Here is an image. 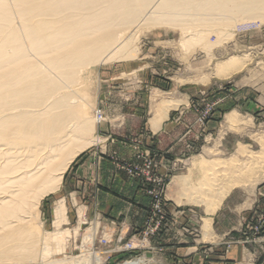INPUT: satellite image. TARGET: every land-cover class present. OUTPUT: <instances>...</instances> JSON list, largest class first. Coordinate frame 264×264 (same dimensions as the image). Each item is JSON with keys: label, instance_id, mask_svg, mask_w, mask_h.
<instances>
[{"label": "rangeland", "instance_id": "1", "mask_svg": "<svg viewBox=\"0 0 264 264\" xmlns=\"http://www.w3.org/2000/svg\"><path fill=\"white\" fill-rule=\"evenodd\" d=\"M223 29L222 39L212 30L198 43L167 24L132 27L118 43L129 44L121 55L86 71V87L76 92L88 108L90 137L99 141L77 159L92 152L131 178L141 191L140 210L130 217L134 225L89 213L65 194L63 180L39 207L37 254L46 236L63 232L61 244L48 245L50 261L227 264L236 247L249 262L264 260V21ZM154 43L172 54L161 60L151 51ZM155 91L181 120L168 122L162 138L150 142L154 129L144 124L164 109L156 107ZM233 204L251 209L249 218L234 239L214 248L212 222L206 232V220L230 212ZM40 259L8 264H41Z\"/></svg>", "mask_w": 264, "mask_h": 264}, {"label": "bare ground", "instance_id": "2", "mask_svg": "<svg viewBox=\"0 0 264 264\" xmlns=\"http://www.w3.org/2000/svg\"><path fill=\"white\" fill-rule=\"evenodd\" d=\"M258 19L264 0H0V264L38 257L41 264H82L49 260L48 245L61 244L63 232L46 236L37 254L39 207L99 141L90 137L76 89L90 67L121 55L128 42L118 43L132 27L167 24L204 43L212 30L222 39L223 28Z\"/></svg>", "mask_w": 264, "mask_h": 264}, {"label": "crops", "instance_id": "3", "mask_svg": "<svg viewBox=\"0 0 264 264\" xmlns=\"http://www.w3.org/2000/svg\"><path fill=\"white\" fill-rule=\"evenodd\" d=\"M152 48V53H155L161 60L172 54L169 50H159L158 48H164L156 46V43H154ZM143 76L144 74H142L140 79ZM158 90L161 91L160 89ZM159 91L154 92V100H156V97L161 100ZM163 105L164 103L162 105L156 104V107L164 108ZM172 108L167 106L162 109V112L154 113L151 121L147 125L144 124V126L152 127L156 131H153L148 136L150 137L148 138L150 142H152L151 140L156 142L162 138L169 125L168 122L173 125L181 120L175 118V116L178 117L177 114H170L169 111ZM234 113L237 114V112ZM75 162L73 168L69 169L66 176H64L62 189L65 194H68L69 198L75 199L76 197L79 203L82 204V208L89 211V213H102L108 219L119 220L124 218L126 223L134 225L135 222L131 221L130 217L133 214L138 216L140 210V200L138 199V201L136 197L141 192L138 185L123 172L114 170L106 158L96 157L92 152L77 159ZM241 205L233 204L234 208L232 206L233 210H230V212L226 210L219 211L215 217L206 220V225L207 221L211 220L212 222V234L215 237L213 242L215 243H211V245L214 248L221 245L224 240L234 239L242 230L243 225L246 224L251 209H244ZM206 232L208 231L206 230ZM197 247L198 245H195L193 249L196 251ZM232 251L227 258V264H264V260L261 262L247 261V253L240 251L237 247Z\"/></svg>", "mask_w": 264, "mask_h": 264}, {"label": "built area", "instance_id": "4", "mask_svg": "<svg viewBox=\"0 0 264 264\" xmlns=\"http://www.w3.org/2000/svg\"><path fill=\"white\" fill-rule=\"evenodd\" d=\"M97 121L101 123L103 121V115L100 112H97Z\"/></svg>", "mask_w": 264, "mask_h": 264}]
</instances>
